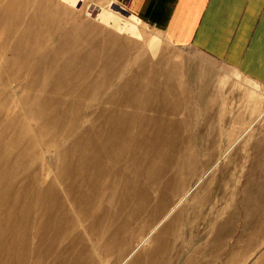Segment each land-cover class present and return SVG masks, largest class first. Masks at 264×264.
I'll list each match as a JSON object with an SVG mask.
<instances>
[{"label": "rangeland", "instance_id": "obj_1", "mask_svg": "<svg viewBox=\"0 0 264 264\" xmlns=\"http://www.w3.org/2000/svg\"><path fill=\"white\" fill-rule=\"evenodd\" d=\"M264 264V87L123 0H0V264Z\"/></svg>", "mask_w": 264, "mask_h": 264}, {"label": "crops", "instance_id": "obj_2", "mask_svg": "<svg viewBox=\"0 0 264 264\" xmlns=\"http://www.w3.org/2000/svg\"><path fill=\"white\" fill-rule=\"evenodd\" d=\"M123 3L159 29L171 45L193 47L264 87V0Z\"/></svg>", "mask_w": 264, "mask_h": 264}]
</instances>
